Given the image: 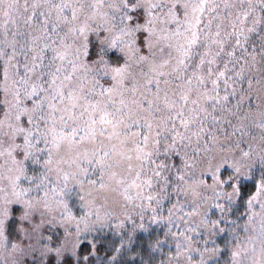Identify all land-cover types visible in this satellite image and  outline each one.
<instances>
[{
    "label": "snow or ice",
    "instance_id": "obj_1",
    "mask_svg": "<svg viewBox=\"0 0 264 264\" xmlns=\"http://www.w3.org/2000/svg\"><path fill=\"white\" fill-rule=\"evenodd\" d=\"M0 264H264V0H0Z\"/></svg>",
    "mask_w": 264,
    "mask_h": 264
}]
</instances>
